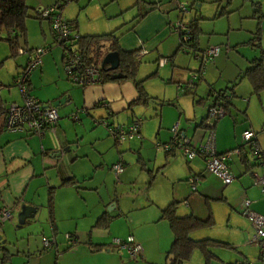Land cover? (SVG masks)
Segmentation results:
<instances>
[{
	"label": "crops",
	"instance_id": "crops-1",
	"mask_svg": "<svg viewBox=\"0 0 264 264\" xmlns=\"http://www.w3.org/2000/svg\"><path fill=\"white\" fill-rule=\"evenodd\" d=\"M121 1L126 2L117 4L118 13L111 17L115 18V23L110 25V30L116 28L113 29L115 31H108L102 35L113 33L118 51L136 54L135 62L142 61L155 52L158 55H168L169 53H166L168 46L173 45L175 48L178 42L173 54L176 57L177 51H181L178 50L179 36L171 30L170 25L188 14L179 16L176 2L186 4L190 0H176V2L175 0L153 2L120 0L118 3ZM192 1V4L189 3L190 8L187 9L195 8L193 17H196L205 1ZM207 1H209L206 2L207 4L212 3L210 9L214 8V19H216L217 10L224 0ZM54 3L55 0H26L29 12L32 11L33 15L39 14L41 10ZM256 6L259 12L261 5ZM127 11L130 12L125 16L117 17L118 14ZM31 14L29 13L30 19L26 22V36L20 39L25 45L23 48L33 50L54 45L49 23L42 21L46 23L45 26L39 20L31 18ZM221 16L220 14L218 17ZM64 18L75 24L81 37L102 36L90 33L88 27H81V23L75 21L72 14H67ZM130 19L132 21H129ZM34 25L37 28L35 32ZM200 26L196 24V32L200 33V36L194 37L195 32H193L194 50L198 49L199 53L211 44V39L203 36H208V33ZM259 32L260 30L257 33ZM0 35V41H3V34ZM202 40H206L203 46L200 43ZM28 41L33 45H29ZM102 45L106 50L104 54L111 52V43ZM52 47L42 57L41 68L32 72L28 82V93L30 97L43 104H53L65 98L57 108L59 120L54 134L46 133L42 138H38L27 132L7 131L0 122V207L6 206L13 210L12 221L3 224L4 234L8 236V233H18L14 230V218L22 206L35 209L31 218L24 224L22 237L26 238L25 245L17 248H12V245L0 246V264H164V261L167 264L171 248L168 242L171 239L172 244L173 236L163 212L175 203L181 205H179L181 208H177V212L189 213L188 216L196 219H199L196 214L203 213L202 203L205 208L211 203L210 210L214 218L218 219L219 213L223 211L235 233L239 237L243 236V244L249 242L253 245L250 242L253 229L240 213L242 201L239 205V199H250L253 202L252 209L264 216V194L253 185L251 173H259V168L253 161L249 147L244 148L246 153L244 158L232 156L228 160L229 171L236 178L230 185L223 186L217 177L206 171L205 162L201 158L187 162L176 149L167 151L162 148L153 151L149 142L140 138L117 144L109 137L106 129L95 125V121L100 119L125 125L134 120H141V134H150L152 132L150 123L143 124L145 121L139 118H150L141 114L142 109L149 108L150 99L167 98L163 95L165 89L161 88L158 93L152 88L149 79L162 76L161 70L168 67V61L160 67L158 62L161 57H159L156 61L155 73L146 77L136 75L138 71L136 68L133 78L114 80L113 76L120 74L117 71L107 73L100 85L79 87L71 84L62 71L61 49L56 45ZM141 52L145 54L139 58ZM173 55L171 59L174 60ZM19 57L23 60L19 59L17 63L10 61L8 47L0 42V108L9 103L22 102L19 91L16 95H12L10 90L5 89L12 85L30 59L29 54ZM253 60L247 61L249 66ZM209 65L213 66L214 62ZM209 65L206 66L205 72ZM240 70L234 65L229 79L223 83L232 82L237 77L243 80ZM170 71L171 80L168 83H174V76L177 73L175 67ZM180 78L183 79V76ZM160 81L162 84L167 83L162 79ZM195 82H207V79L205 77V81ZM136 83L141 84V89L148 98L145 105H132L140 98ZM218 83L214 85L205 83L209 95L212 96V99L208 97L209 99L206 100L196 94L198 86L204 89V84H195L194 90L191 88L187 91L176 86V92H182L183 97L175 98L172 95L164 101L173 102L174 106L166 115L171 117L168 120L169 124L163 119L162 111L156 115L157 119L160 120L162 117L161 122L166 126L179 121L180 130L186 137L196 144L203 143L210 129L202 125L203 120L198 123L197 113L194 115V111L201 110L207 113V105L214 102V96L224 94L222 90H215L216 86L221 85ZM169 88L173 93L174 88ZM6 92L9 96L2 98ZM250 95L254 99L245 98L241 101L232 100L235 98L233 95L226 108L229 115L232 112L235 114L243 112L244 124L236 123L229 115V120L222 122L219 129L217 122L215 123L214 129H217L219 134L218 153L238 148L240 135L248 129L255 134V144L264 150V129H262L264 128V91L256 95L251 89ZM73 113L77 114L76 121L69 119ZM191 118L194 123L189 121ZM159 128L158 122L157 133ZM161 137L163 136H158L159 142L167 141L166 137L164 139ZM118 160L124 164L125 169L117 180L111 167ZM190 175L196 176L199 180L195 195L190 194L187 184L179 183L181 182L179 180H185ZM135 183L136 187L132 185ZM186 201L188 205H185ZM219 202L224 203L223 208L215 205ZM167 228L171 233L170 236L167 234ZM66 234L75 236L78 241V244L70 250L64 238ZM128 236H132L142 248V256L136 260L130 259L125 252H121L112 244L113 239L121 240ZM43 237L53 238L56 245L52 249L43 250L41 242Z\"/></svg>",
	"mask_w": 264,
	"mask_h": 264
},
{
	"label": "rangeland",
	"instance_id": "rangeland-1",
	"mask_svg": "<svg viewBox=\"0 0 264 264\" xmlns=\"http://www.w3.org/2000/svg\"><path fill=\"white\" fill-rule=\"evenodd\" d=\"M145 1L153 2L154 0H145ZM202 1H205L204 6L202 9L198 10V14L196 17H193V14H195V8H192V10L187 9V11H189L187 12L188 14L186 13L187 15H184L181 19L184 23H187L192 26V29L195 32L194 37L200 36V33L196 32V24H200L201 29L202 30L204 29V32L208 33V36L203 35L204 38L211 39L210 40L211 44H208L209 46L207 48L218 47L221 50L218 57L214 59V65L213 66L209 65L206 69V72L204 73V76L206 77L207 82H209L210 85H214L216 82H219L218 84H221V85L216 86L215 90L217 91L222 90L224 91V94L227 96L235 95V98H232V100L241 101L242 99H245V98H248L249 100H251L252 98L254 99V97L250 95V92L252 89L251 84H249L246 78L243 77L244 78L243 80H239V77H237L232 82H227V83H223V82L226 81V79H229L231 75V68H233L234 65H237V67L241 69L240 75L243 76L246 69L250 67L247 61L248 60L251 61L254 58L257 59L261 57L262 51H264V41H262V38H264V0H259L257 2L254 0H224V2L221 3L220 7L217 10L216 19H214L215 17L214 10H213L214 8H212V10L210 9L211 8L210 5L212 3L207 4L206 2H209V1L207 0H202ZM118 2H120V0L119 1L118 0H76L65 6L63 10V14H64V17H66L67 14L69 15L72 14V16H74L75 21H78L81 23V27L82 26L88 27L89 29L88 31H91L90 33H97V35H102V33H108V31L113 32L115 31L113 29H116V28H112L110 30V25L112 23H115V18H111V17H113L112 15H114L115 13H118L117 4H124L122 2H126V1H121V3H118ZM192 2L193 1L190 0L189 3L192 4ZM189 3L186 2V5L188 8H190V5H191ZM255 3L261 5L260 7L261 9H259V12L256 6L257 4ZM128 12L130 11L118 14L117 17L125 16L126 14H128ZM29 13H32L31 18L35 17L32 11ZM220 14L222 16L218 17ZM129 21H132V19H130ZM38 23L39 21H37V24ZM43 24H45L46 26V23H43ZM34 26H35V30H34L35 32L37 31V28H36V25ZM258 30H260L259 33H257ZM174 38L175 40H177V37L175 35H174ZM0 42H2V44L8 47L5 41H0ZM28 43L29 45L30 44L33 45L31 41L30 42L28 41ZM200 43L203 46V44L206 43V40L204 41L202 40L200 41ZM19 45L20 47H22V49H24L23 47H25V45L23 43V40L19 42ZM52 46H50V48ZM177 46H178V42L175 48H173V45L168 46V50H166V53H169L168 55L166 54L158 55L155 52V54L145 57L142 61L140 60L136 61V68L138 69L136 75L138 74L139 76L144 75L145 77L147 75H152V73H155L157 69L156 61L158 60L159 57H161L160 60L168 61V67H166V69L161 70L162 76H156V78L152 77L151 79H149L152 88L158 93L160 92L161 88L165 89L163 95H165L167 98H163V99L157 98L158 100L150 99L149 101L151 103L149 104V108L142 109L143 111H141L142 112L141 114H145V116L147 117L149 116L150 118L149 119L144 118V117L139 118V119H142L143 122L145 121V123L143 124L150 123V126H152V132L150 134L145 135L143 133L141 134L140 132V139L143 141L145 140L148 141L149 145L151 146L150 148L153 151L159 150L162 148L164 149L165 146L170 144L171 139H172L171 128L174 125L177 124L179 133L184 135V133L180 130L179 121H174L169 126H166L165 123L162 124L161 122L162 117L169 124L168 120H170L171 117L166 116V115H167V112L171 108H174L173 102L168 103L164 101L165 99L171 98L172 95H174L175 98L183 97L182 92H176V89H177L176 86L184 89L186 86H188L191 75L196 74L197 71L199 70V63L198 61L194 59V55L199 53L198 49L194 50V46L193 48L189 47L187 50L188 53L186 55L182 54L181 51L179 52L177 51V55L175 57L173 54ZM45 48H48V47H45ZM53 48L54 47H52V49ZM8 50L10 53V59H9L10 61L12 60L15 63H17L19 59L21 60L19 55L11 56L9 47H8ZM105 51L106 50L104 48V45H101L100 51H99L100 59H102V57L104 56ZM172 55L173 57H175L174 60L171 59ZM100 59L98 61H101ZM174 67L177 72L174 76V79H175L173 80L174 83H168V81L171 80L170 69ZM209 68H210V71H208ZM180 76L181 77L183 76V79L180 78ZM160 79H162L164 82H167V83L162 84ZM207 82H200V83L194 82L193 83L194 85L192 86V89L194 90L195 84L197 85L204 84V87H205L204 89L203 88L201 89L200 85L198 86L196 94L198 97H200L201 99H205V100L209 99L208 97H211L212 99V96L209 95L208 87L205 85V83ZM169 87L174 88L173 93L170 92L171 88ZM7 88L5 89L7 91L10 90L12 95H16L18 92V89L13 85V83L12 85L10 84V87L8 89ZM8 96L9 95L6 92L5 94L2 95V98H5V97L7 98ZM208 102L210 103V100H208ZM233 104L235 105V103ZM207 106L209 107L210 104ZM161 111H162V117H160L161 119L159 120L157 119L156 115L158 114V112L160 114ZM195 111H194V115L197 113L196 119L198 123H200L203 120L202 122L203 126L209 127L210 125H212L213 121L208 118L207 113H204L201 110H195ZM73 115H76L77 117V114L73 113L70 115L69 119H71ZM190 115H192V112L190 113ZM228 115L229 114L226 111V115H225L226 117L216 121L218 129H219V125L222 122L229 120ZM230 115L229 117L230 118L232 117L236 123L244 124L245 121L243 117V112H240L237 114L232 112ZM192 118L194 119L193 116ZM192 118L189 119V121H193L194 123V120ZM135 121L136 120H134L133 122ZM158 122L160 125V128H159L160 130L157 133ZM121 125H125V124H121ZM248 130L252 131L250 129ZM212 132L214 134L215 149L218 152L217 147H218V142H219V134H218L217 129H213ZM158 136H163L161 137V139H164L166 137L167 141L164 143L159 142L160 140ZM207 137L205 141L201 144H196L192 142V140L188 137H186V139L189 140L191 146H199V145H203L206 142ZM241 144H242V141L241 139H239L238 145L240 146ZM197 159L198 158H196L195 160ZM183 162H185L184 159H183ZM122 165H123V171H124L125 166L123 163ZM191 177L192 176L190 175L185 180H179L181 181L179 183L181 184L185 183L189 187V184L187 181ZM118 183H120V180ZM132 185L135 187L137 186L136 183ZM146 188H148V185L146 186ZM239 200H240L239 201V205H240L242 198H240ZM143 201H145V199H143ZM222 204L224 203L219 202V203H216L215 205H217L220 208H223ZM179 205L180 204H176V203L174 205V215L176 217L183 218L185 216L190 215L189 213L182 214L181 212H177V208L181 206ZM185 205H188L187 201L185 202ZM211 205H212L211 203H208V207L205 208L203 207L204 204L202 203L203 213L196 214V216L199 219H206L210 215L213 220V226L208 229H201V230L190 233L189 239L193 241L210 240V241L221 242V243L230 245L232 249L221 248L217 246H209L208 252L211 253L212 256H214L210 259L209 264H264V256H262L260 249L257 248L258 246H256L255 244L251 245L249 244V242H246V244H243V240H242L243 236L241 235L239 237V235L235 233L234 228L230 225L229 220L227 216L225 215V213H223V211L219 213L218 219L214 218L213 212L212 210H210ZM182 208H185V207H182ZM184 210H187V208H185ZM18 214L14 218L15 220L14 230L18 231V233L16 234L8 233V236H6V234H3V232L5 233L3 228H2V233H1L2 240H5V245L7 246L12 245V248H17L20 245H25V241H26V238L22 237L23 229L25 225H23L20 228H18L17 226ZM167 232H168L167 234L170 236L171 233H169L168 228H167ZM43 238H46V237H43ZM121 240H125V239H121ZM170 244H171V239H169V242H168L169 248L171 247ZM206 262L207 260L202 250L196 249L193 252L189 261L184 262L182 264H206ZM164 264H165V261H164Z\"/></svg>",
	"mask_w": 264,
	"mask_h": 264
},
{
	"label": "built area",
	"instance_id": "built-area-1",
	"mask_svg": "<svg viewBox=\"0 0 264 264\" xmlns=\"http://www.w3.org/2000/svg\"><path fill=\"white\" fill-rule=\"evenodd\" d=\"M259 1V0H254ZM176 2V0H175ZM177 3V11L179 16L187 13L185 3ZM63 8L59 4H52L39 12V16L49 22L53 36L54 44L63 51L62 70L66 79L73 85L79 87H87L102 84V69L100 63L87 62L78 51L75 45L79 40L76 34L63 17ZM171 30L179 36L180 50L186 55L187 50L193 40L192 26L184 23L181 18L174 21L170 25ZM49 52V48H37L31 53L26 49H19L17 54L30 55V59L14 79L13 85L18 89L21 97V103H9L0 108V122L7 131L27 132L38 138H42L46 133L54 134L59 120L57 108L51 103L43 104L38 100L29 96L28 82L33 71L41 68L42 57ZM218 47H209L200 53L194 55V59L199 63V70L196 74H192L188 86L184 89L187 91L192 88L196 80L205 81L204 73L207 65L212 64L214 59L219 55ZM145 52L139 53V58ZM166 60H159L158 66L162 67L166 64ZM181 89V87H177ZM232 96L225 94L216 95L214 102L207 108V116L213 121L208 128L210 132L207 140L203 145L191 146L189 140L183 134L179 133L177 124L171 128L172 139L170 144L165 146V150L170 151L177 149L187 162H191L196 158H201L205 162L206 171L217 177L223 186H228L235 180L230 173L227 162L232 156L244 158L246 156L245 147H249L251 156L255 165L259 168V173H251L253 185L257 186L261 193L264 194V150L255 144V134L246 130L241 134L242 144L231 151L218 153L215 149L213 129L216 121L222 119L226 115V108ZM105 106V104H103ZM73 121L77 120L76 115L71 117ZM95 125L102 126L108 132L117 144H122L132 139L140 138L141 122L135 121L129 125L114 124L107 119L95 121ZM111 171L118 180L119 175L123 173V165L118 160L111 167ZM198 178L192 176L188 179L190 194L195 195L197 192ZM252 204L248 199H243L240 207V213L251 224L253 236L251 243L256 244L261 253L264 254V216L252 209ZM13 210L6 206L0 207V224L12 221ZM68 244V250L78 244L75 236L70 234L64 235ZM43 250L52 249L56 242L53 238H42ZM112 244L121 252H125L127 256L136 260L142 256V248L132 236H128L125 240L113 239Z\"/></svg>",
	"mask_w": 264,
	"mask_h": 264
},
{
	"label": "trees",
	"instance_id": "trees-1",
	"mask_svg": "<svg viewBox=\"0 0 264 264\" xmlns=\"http://www.w3.org/2000/svg\"><path fill=\"white\" fill-rule=\"evenodd\" d=\"M73 1L76 0H55V3L59 4V6L62 7L64 10L65 6ZM34 18L39 21H46L42 19L39 14L35 15ZM29 19V8L26 5V0H0V34H3L2 40L7 43L11 52V56H17V51L19 49H22L20 48L19 42L20 39L25 38L26 36V22ZM66 22L71 27H73L74 32L79 35L76 27L74 26L75 24L68 20H66ZM115 41L116 38L114 37L113 33L108 35L91 37H81L79 35V40L76 42L75 45L78 46V51H80V54L88 63L93 62L101 64V61H98L100 59V46L103 43H111V52L119 53V68L117 71L122 75L123 78H133L136 72V62L134 60V56L136 54L120 53L116 47ZM193 42L194 41L192 40L189 47L193 46ZM179 49L180 43L178 50ZM33 50L28 51L29 53H31V51ZM262 56H264V54H262L261 57H259L258 59L253 60L250 63V67L246 69L244 75L242 76L249 81L252 86L253 93L256 95L264 91V63H262ZM104 76H107V73H104L102 71V78H104ZM136 86L139 90L140 98L137 102L133 103L132 105H145L147 103L148 98L143 93L141 89V84L136 83ZM163 217L167 219L173 236L171 248L169 251V256L174 257L173 264H182L184 262L189 261L193 252L196 249L202 250L207 260L206 264H209L210 259L214 257L211 255V253L208 252L209 246H217L221 248L232 249L230 245L221 242L210 240L193 241L189 239L190 233L201 229H208L213 226V220L211 216H209L206 220H199L192 216L177 218L174 215V206H171L163 212Z\"/></svg>",
	"mask_w": 264,
	"mask_h": 264
},
{
	"label": "water",
	"instance_id": "water-1",
	"mask_svg": "<svg viewBox=\"0 0 264 264\" xmlns=\"http://www.w3.org/2000/svg\"><path fill=\"white\" fill-rule=\"evenodd\" d=\"M118 68H119V55L117 52H109L103 56L101 60V69L104 73H115L117 72ZM122 78L123 77L121 74L113 76L114 80H120ZM64 100L65 98H62L61 100L54 102L52 105L58 108L63 103ZM34 212H35V209L33 207L22 206L18 214L17 226L18 227L23 226L26 223V221L31 218ZM2 227H3V224L2 225L0 224V246L5 245V240H2V237H1ZM173 261H174V257L169 256L167 264H173Z\"/></svg>",
	"mask_w": 264,
	"mask_h": 264
}]
</instances>
